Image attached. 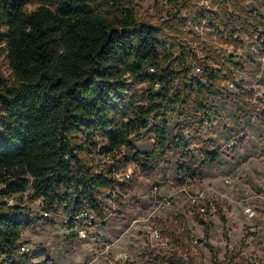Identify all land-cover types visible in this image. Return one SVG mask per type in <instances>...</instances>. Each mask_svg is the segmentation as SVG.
Returning a JSON list of instances; mask_svg holds the SVG:
<instances>
[{
  "label": "trees",
  "instance_id": "obj_1",
  "mask_svg": "<svg viewBox=\"0 0 264 264\" xmlns=\"http://www.w3.org/2000/svg\"><path fill=\"white\" fill-rule=\"evenodd\" d=\"M137 1L0 0V264H40L21 252L25 229L49 219L31 211L37 201L45 213L92 211L102 219L103 198L118 200L135 184L116 173L136 164L154 175L174 148L182 153L179 183L202 177L190 146L208 140L212 97L224 82H236L233 70L241 67L211 49L199 55L188 43L163 40L159 25L139 18ZM194 1L177 7L230 43L253 25L264 38L262 18L242 3L226 0L215 11ZM169 114L178 118L176 134ZM144 131L154 135L150 151L133 141ZM238 256L216 264H235ZM165 262L186 264L176 255Z\"/></svg>",
  "mask_w": 264,
  "mask_h": 264
},
{
  "label": "rangeland",
  "instance_id": "obj_2",
  "mask_svg": "<svg viewBox=\"0 0 264 264\" xmlns=\"http://www.w3.org/2000/svg\"><path fill=\"white\" fill-rule=\"evenodd\" d=\"M224 1L194 2L216 11ZM234 1L264 22L260 0ZM177 2L138 0L136 10L141 20L161 27L163 40L188 43L199 55L211 49L233 57L241 67L233 70L236 82H224L212 97L216 115L213 131L207 129L208 140L190 146L202 165V177L179 183L177 161L182 153L178 148L168 152L167 162L154 175L142 174L136 164L122 168L119 174H131L126 180L133 179L135 184L118 200L103 198L107 203L104 218L95 217L85 239L66 231L67 210L45 213L42 202L37 201L31 211L49 219L39 220L22 235L23 246L31 248L34 262L167 264L165 260L176 255L186 264H216L238 254L235 264H264V38H259L253 25L250 32L236 35L238 43H230L226 33L192 18ZM171 13L188 19L174 21ZM257 22L252 19L253 24ZM3 70L10 78L7 63ZM196 73L200 76L198 70ZM168 119L176 134L177 116L169 114ZM133 141L139 150L150 151L155 139L144 131L142 139L133 137ZM95 157L109 160L100 154ZM150 227L159 231L158 238L152 237Z\"/></svg>",
  "mask_w": 264,
  "mask_h": 264
},
{
  "label": "built area",
  "instance_id": "obj_3",
  "mask_svg": "<svg viewBox=\"0 0 264 264\" xmlns=\"http://www.w3.org/2000/svg\"><path fill=\"white\" fill-rule=\"evenodd\" d=\"M116 176L121 180L125 181L127 178L131 176L129 173H116ZM248 212H251V209L247 210ZM95 217H98L94 212L92 211H83L81 213H78L76 215H69L66 231L70 234H76L80 238H87L90 235V232L92 230V227L94 226ZM99 218V217H98ZM101 219V218H100ZM150 232L152 234V237L158 238L160 233L158 230H155L150 227ZM31 251L30 247L22 246L21 252H29Z\"/></svg>",
  "mask_w": 264,
  "mask_h": 264
}]
</instances>
